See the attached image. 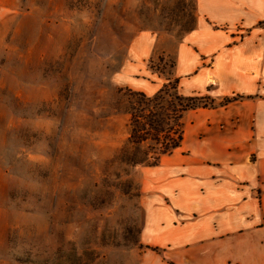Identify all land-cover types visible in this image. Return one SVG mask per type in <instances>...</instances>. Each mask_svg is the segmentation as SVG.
<instances>
[{
    "label": "rangeland",
    "instance_id": "rangeland-1",
    "mask_svg": "<svg viewBox=\"0 0 264 264\" xmlns=\"http://www.w3.org/2000/svg\"><path fill=\"white\" fill-rule=\"evenodd\" d=\"M13 1L0 3V264H162L140 242L150 165L132 163L143 103L122 70L148 33V70L131 80L172 81L197 0Z\"/></svg>",
    "mask_w": 264,
    "mask_h": 264
},
{
    "label": "crops",
    "instance_id": "crops-1",
    "mask_svg": "<svg viewBox=\"0 0 264 264\" xmlns=\"http://www.w3.org/2000/svg\"><path fill=\"white\" fill-rule=\"evenodd\" d=\"M197 8V26L175 45L174 76L180 93L214 104L188 110L179 147L142 168L140 242L162 264H264V0ZM155 43L138 35L122 70L149 95L161 85L130 75L148 70Z\"/></svg>",
    "mask_w": 264,
    "mask_h": 264
},
{
    "label": "trees",
    "instance_id": "trees-1",
    "mask_svg": "<svg viewBox=\"0 0 264 264\" xmlns=\"http://www.w3.org/2000/svg\"><path fill=\"white\" fill-rule=\"evenodd\" d=\"M193 29L192 27L189 31ZM168 82L170 84L164 83L156 93L150 96L143 91H135L142 97L143 107L139 112L131 111L130 140L137 143L138 149L143 153V157L134 161L132 160L134 165L142 163L146 165L157 164L162 155L172 152L181 144L184 133L183 118L185 113L197 107L212 106L214 104V100L206 95L185 96L180 93L176 77L172 81L171 78H168ZM169 87L173 89V92L167 95L171 96V100H167L164 95L169 91ZM236 98L237 96L227 98L221 103H227ZM171 120H173L174 124L167 128V122L170 123ZM165 131L175 134V136H169L166 139L167 134ZM160 138H164L165 140L157 143V146L152 148L155 150L151 156L152 161L147 162L151 153L148 144L149 139L157 140Z\"/></svg>",
    "mask_w": 264,
    "mask_h": 264
}]
</instances>
